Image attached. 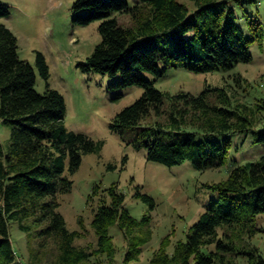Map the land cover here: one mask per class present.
I'll list each match as a JSON object with an SVG mask.
<instances>
[{"label":"trees","instance_id":"1","mask_svg":"<svg viewBox=\"0 0 264 264\" xmlns=\"http://www.w3.org/2000/svg\"><path fill=\"white\" fill-rule=\"evenodd\" d=\"M187 1L191 8L180 0H73L71 20L81 25L98 21L99 41L78 62L82 70L117 76L111 84L117 88L142 89L114 114L109 128L134 129V146L145 149L148 161L170 166L188 160L203 170L224 163L233 133H251L252 143L264 144V126H257L264 99L248 105L233 101L224 86L209 85L197 94H169L156 88L154 80L168 67L211 72L248 62L249 46L260 43L262 31L257 19L245 20L244 31L228 0ZM7 14V6L0 3V17ZM117 15L129 16L133 25L120 24ZM35 67L44 80L42 92L34 88V67L18 56L15 35L0 23V122L9 127L6 143L0 142V264H20L10 240L12 222L25 233L51 238L61 264H80L87 253L73 245L78 232L66 227L57 210L58 196L71 187L67 173L78 168L83 154L98 153L102 141L65 127L64 98L48 84V66L39 51ZM148 116L154 120L142 125ZM207 186L217 197L204 206L184 240L170 254L157 249L151 264H233L228 254L264 264L254 246L239 243L241 234L250 238L260 230L256 220L264 214V153L237 163L226 178ZM134 187L133 196L152 209L153 198ZM98 190L92 188L88 201ZM103 190L90 220L99 251L110 249V226L131 235L149 218L134 219L115 184ZM130 243L124 262L138 255L137 243ZM211 244L213 250H202Z\"/></svg>","mask_w":264,"mask_h":264},{"label":"rangeland","instance_id":"2","mask_svg":"<svg viewBox=\"0 0 264 264\" xmlns=\"http://www.w3.org/2000/svg\"><path fill=\"white\" fill-rule=\"evenodd\" d=\"M72 1L0 0L8 9V14L0 17V23L15 35L18 56L34 67V88L38 92L44 90V80L35 67V51L44 56L48 66L47 82L64 98L65 127L102 141L98 153L83 154L78 168L67 173L72 181L71 187L58 196L57 210L66 227L78 232L73 245L87 253L86 260L80 264H151L157 249L170 254L175 243L184 240L188 227L204 206L217 197L207 185L226 178L237 163L257 159L264 153V144L252 143L251 133H233L224 163L203 170L193 168L188 160L170 166L148 161L145 149L134 146V129L115 132L109 128L114 114L132 103L142 89L137 85L117 88L111 85L117 76L108 77L81 69L78 62L83 61L99 41L98 21L84 25L73 23ZM180 1L192 7L191 2ZM228 2L237 16L236 22L244 31L245 20L259 21L262 39L260 43L250 44L252 59L239 62L226 71L195 72L183 67H168L154 80L156 88L169 94L179 91L197 94L206 85L224 86L232 94L233 101L253 105L264 99V0ZM117 19L122 25H133L127 15H117ZM236 75H239L238 81H235ZM147 76L152 78V75ZM163 102L167 107V97ZM153 120L154 117L148 116L142 125L151 124ZM257 126H264V110H261ZM8 135L9 127L0 122V142L3 145ZM110 184H115L124 194L123 206L134 219L141 221L143 215L149 218L147 223L133 231L132 236L110 226V249L99 251L90 220L98 197ZM135 185L153 198L155 205L152 209L133 196ZM94 186L99 190L88 201L87 196ZM256 223L260 230L250 238L241 234L239 243L254 246L264 258V214L257 216ZM9 234L15 259L20 264H61L56 243L51 238H38L33 231L25 233L15 222L9 225ZM134 241L138 255L124 262V254ZM213 249L214 244L202 248L205 252ZM227 256L233 264H249L245 256Z\"/></svg>","mask_w":264,"mask_h":264}]
</instances>
